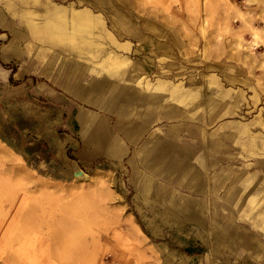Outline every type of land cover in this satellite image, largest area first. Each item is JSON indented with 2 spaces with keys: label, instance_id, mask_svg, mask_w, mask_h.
Wrapping results in <instances>:
<instances>
[{
  "label": "rangeland",
  "instance_id": "rangeland-1",
  "mask_svg": "<svg viewBox=\"0 0 264 264\" xmlns=\"http://www.w3.org/2000/svg\"><path fill=\"white\" fill-rule=\"evenodd\" d=\"M231 1L245 20L216 0L126 1L129 9L137 4L151 12L158 9L161 22L186 42L189 69L177 82L192 75L194 81L205 83L209 74L215 75V83L204 85L214 97V101L207 100L212 106L206 107V115L201 113L207 123L198 127L188 119L179 129L181 120L150 109L147 101L130 99L129 93L137 94L141 86L91 73L90 60H80L79 66L60 47H51L31 34L19 13L26 5H20L16 14L7 0H0V66L17 74L14 80L0 77V146L12 156L10 164L0 159V264H180L182 259L189 264H214L205 257L213 255V228L221 222L209 218L210 238L200 243L192 234L183 238L180 232H187L190 226L178 230L179 222L167 216L163 206L175 194L199 197L205 203V195L187 189L191 172L198 169L197 162L204 155L214 162L207 172L209 188L219 172L228 171L229 163L235 162L231 168L240 171L246 163L264 160L237 150L247 135H241L239 143L227 135L230 122L255 129L251 120L258 115L264 118V69L258 65L263 61L264 46L256 51L234 46L238 36L245 42L251 40L244 27L250 17L256 18L255 27L264 30V0L250 6L245 0ZM53 2H73L79 8L87 1ZM205 5L212 8L204 11ZM30 8L41 12L40 6ZM121 25L125 27L126 22ZM128 41L131 62L151 60L154 68L148 78L155 81V54L138 50L137 39ZM52 49L60 56L46 62V58L52 59ZM40 53H45V59ZM72 54L78 58L76 52ZM253 89L257 100L251 99ZM228 91L229 97L221 94ZM238 91L242 92L240 99ZM70 123L74 129L70 130ZM105 130L107 135L101 137ZM4 134L17 138L7 140ZM53 137L61 141L54 140V148L72 146L69 151L76 163H69L90 175L89 182L74 184L71 175L52 177L46 165L38 164V158L25 151L28 147L49 148ZM92 153L98 155L93 168L88 166ZM205 178L200 177V184ZM205 194L208 213L213 214L211 200L222 204L225 193ZM159 196L162 199L156 203ZM228 210L223 205L218 209L228 218L225 225L244 227L251 222L230 216ZM151 220L156 224L154 233L149 228ZM237 242V250H222L227 264H254L253 258L264 254L256 251L254 241ZM187 244L196 250L189 251Z\"/></svg>",
  "mask_w": 264,
  "mask_h": 264
},
{
  "label": "bare ground",
  "instance_id": "bare-ground-1",
  "mask_svg": "<svg viewBox=\"0 0 264 264\" xmlns=\"http://www.w3.org/2000/svg\"><path fill=\"white\" fill-rule=\"evenodd\" d=\"M86 1L88 4L86 2L85 6L80 5L79 8H76L73 2L64 5L55 3L53 0H7V4L16 14H18L17 8L20 5H26L27 7L19 13L25 19L31 34L40 42L51 43V47H60L63 52L68 54L71 61H77L76 64L79 65L82 64L80 60L86 62L90 60L91 64L88 69L91 70V73L120 79L124 82L129 80L141 86L137 94H134V92L129 93L130 99L147 101L149 108L162 110L161 112L170 115V118L181 120L180 125L176 128L183 127L188 119H191L189 122L196 123L198 127L202 126V123L206 124L207 120L201 113L204 112L206 115V107L212 106V101L210 103L207 100L211 98L214 101V97L210 95L211 92L208 93L204 85L208 84L210 86L215 83V75L209 74L205 83L194 81L192 75L184 82H177L179 78L184 77L189 69V66H186L189 64L188 57L184 52L187 44L184 43L183 38L176 35L174 28L161 22L158 9L151 12L146 8H139V4H137L130 10L127 0ZM143 1L144 4H148L151 0H140L141 3ZM245 1L249 6L258 2V0ZM216 2L225 6L230 12L236 11L239 17L245 20L244 14L239 12L237 5L231 0H216ZM80 3L78 2V4ZM31 4L40 6L41 12L31 9ZM211 8V5H205L204 11ZM104 15L108 16L109 22L105 21ZM123 15L129 17L127 16L123 20ZM38 16L41 20L35 21V17ZM250 19V22L244 24V27L249 32L251 40L245 42L242 36H238L234 46L237 49L240 48L239 50L245 47L247 50L256 51L264 46V30L255 27V24H253L256 20L255 17H250ZM166 21L170 22L167 19ZM123 22H126L125 27L121 25ZM131 38L137 39L138 50L151 51L155 54L157 58L155 81L148 78L149 72L154 68L151 60L131 62L129 56L132 54V44L128 41ZM72 52L77 53V59ZM52 54L50 55L52 59L46 58V62H51L60 56L59 51L55 49H52ZM40 55L45 59V53H40ZM5 56L3 55V57ZM262 57L263 61L258 62V65L264 69V53ZM4 60H7V57ZM97 67L101 70H98ZM221 94L224 97H229L231 92ZM238 95L237 98L240 99L242 92L238 91ZM256 95L258 94L253 89L251 99L257 100ZM211 120L210 124L214 122L213 118ZM229 125L232 128L227 135L235 142L238 141L239 143L238 139L241 135H247L245 144H238L237 146L239 152H246L250 158L264 157V118L258 115L251 120V125L257 127L255 129H251L247 124H236L235 122H230ZM219 128H224V126H219ZM106 135L107 130L101 134V137ZM205 153L207 156L208 150ZM161 154H163V150ZM186 155L191 157V152H187ZM0 159L9 164L12 161V156L1 146ZM234 163L227 165L230 167L227 172L221 169L222 172H219L216 183L209 188L207 187V180L209 179V173L207 172L210 171L209 168L212 167V164L214 165V162L204 155L197 162V165L199 164L198 169L191 172L192 177L187 184V189L191 193L205 195L207 197L205 203L199 197L175 194L172 200L163 206L164 213L179 222L177 224L178 230H185L187 229L185 226H190L187 232H180L181 236L186 238L192 234L194 240H198L200 243H206L210 238L209 218L216 217L218 223L221 222L217 226L214 225V228L212 227L215 231L214 238H212V241L214 239L213 255L209 253L205 257L207 262L210 260L214 264H227L226 256L222 250H237L235 248L238 244L237 241L241 239L254 241L256 251L264 252V170H260L261 168L264 169V160L263 162L255 160L254 163H246L240 171L231 168ZM189 169L187 170L191 171V167ZM204 175H206L205 182L200 184V177ZM90 178L91 176L82 170L75 171L72 174L74 184L87 183ZM219 190L225 193L224 203L221 204L218 199L213 198L211 200L213 214H209L208 196L205 193L210 194L212 192V194L217 195ZM162 191L166 192L167 188H163ZM161 199L162 196H159L156 203L160 202ZM221 205L229 209L230 216L245 217L251 222L244 227L238 224L234 226L225 225L223 222L227 221L228 218L226 219L219 213L218 209ZM248 213L250 215H247ZM158 216L161 217L162 214L159 213ZM149 228L154 233L156 224L155 222L153 224V220L149 222ZM230 228L235 229H232L234 232H231L232 234L227 240L225 237H228ZM188 232L190 233L187 234ZM192 246L187 244L186 248L189 251L196 250ZM253 259L255 260L254 264H264V254ZM188 262L182 259L180 264H189ZM199 264H201V261H199Z\"/></svg>",
  "mask_w": 264,
  "mask_h": 264
},
{
  "label": "crops",
  "instance_id": "crops-1",
  "mask_svg": "<svg viewBox=\"0 0 264 264\" xmlns=\"http://www.w3.org/2000/svg\"><path fill=\"white\" fill-rule=\"evenodd\" d=\"M3 56V55H2ZM17 75V74H16ZM13 69H9L8 67H2L0 66V77L2 78V80L6 79L7 80H14V76H16ZM19 76V74H18ZM23 76V75H22ZM17 79H19V77H17ZM61 110L60 109L58 111L59 117L61 116ZM63 113V112H62ZM75 121V120H74ZM73 123V122H72ZM75 126H73L71 123L69 125L70 130L74 129ZM5 135V139L9 140H15L17 137H14L10 134H4ZM52 144L50 145L51 147L46 148V147H40V148H26L25 151H27L29 154L32 153L30 156L35 155V157L38 158V164H43L44 166L46 165L48 171L47 174H50V176L55 177V178H63L66 175H71L77 171L78 169L73 167L72 161H76L75 159L73 160L71 158L72 154H70L69 149L72 147L71 145H66V148L68 149H62L61 147L59 148H54L53 147V142L54 140H56L57 142H61L58 141V138H52ZM29 145V144H28ZM48 145V144H47ZM42 146H46V144L42 143ZM71 146V147H70ZM23 149V148H22ZM35 149V151H34ZM29 151H34V152H29ZM93 159V161L90 162V164L88 166H90L91 168L94 167V158L98 155H95L94 153H92L90 155ZM95 156V157H94ZM88 157V155H87ZM76 163V162H75ZM81 170V169H80Z\"/></svg>",
  "mask_w": 264,
  "mask_h": 264
}]
</instances>
